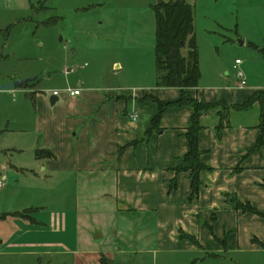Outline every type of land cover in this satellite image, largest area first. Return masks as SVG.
Returning <instances> with one entry per match:
<instances>
[{"label": "crops", "instance_id": "1", "mask_svg": "<svg viewBox=\"0 0 264 264\" xmlns=\"http://www.w3.org/2000/svg\"><path fill=\"white\" fill-rule=\"evenodd\" d=\"M26 8H33L29 0H0V14ZM5 25L0 19V26ZM84 70L79 67L72 79L75 85L69 87L78 94L63 93L60 101L54 96L52 106L38 95L36 81L15 83L16 91L23 93L19 99L22 108L27 99L32 103V163L26 168L12 166L9 174L16 179L18 175L29 177L25 180L35 192L22 197L20 208L8 211L1 206L0 231L4 232H0V253L16 247L36 250L38 255L53 247L61 250L47 239L43 242L44 233L53 228L55 233L58 229L66 233L73 225L92 235V240L101 239L107 222L113 247L130 241L137 250L146 245L147 253L264 250V218L233 207L235 202L246 203L264 215V131L244 117L250 97L260 90L238 87L237 82L229 85L226 79L212 88L202 87L197 80L195 87L183 89L186 99L235 107L218 136L214 118L203 119L205 127L197 134V147L199 163L205 169L197 175V193L188 200L189 173L176 174L173 169L187 151L183 134L191 110L187 106L165 109L154 130L151 120L156 104L139 101L150 95L161 103L174 102L179 90L156 87L155 82L151 88L132 91L121 87L92 90L85 85ZM137 71L132 76H139ZM71 72L65 70L64 74ZM23 83L27 86L20 85ZM19 118V124L26 126L24 117ZM8 129L6 120L4 131ZM258 138L261 142L256 146ZM4 171L0 165V188L7 178ZM172 180L175 187L169 190ZM21 222L25 230L17 241L30 238V243L12 246L4 226L14 223L20 227ZM180 236L192 238L197 245ZM91 257L96 264L100 258L106 260L103 264L114 261L112 250L105 248Z\"/></svg>", "mask_w": 264, "mask_h": 264}, {"label": "rangeland", "instance_id": "2", "mask_svg": "<svg viewBox=\"0 0 264 264\" xmlns=\"http://www.w3.org/2000/svg\"><path fill=\"white\" fill-rule=\"evenodd\" d=\"M29 1L33 8L9 9L0 14L6 22L0 26V165H4L3 173L7 174L0 188V208L5 205L8 211L20 208L22 197L33 191L32 183L25 180L29 177L18 175L16 179L9 174L12 166L26 168L32 163V103L27 99L22 108L19 99H23V93L16 91L15 83L32 79L41 98L47 101L56 91L60 101L63 91L72 90L69 87L75 85L72 79L79 67L85 69V85L92 90L107 87L114 91L121 87L132 91L137 87L151 88L155 82L153 7L158 0ZM185 1L192 8L197 84L212 88L226 79L234 85L235 74L240 72L244 88L264 91V0ZM185 53L186 48L182 50ZM235 59L240 64L233 69ZM114 64L119 65L118 69ZM70 69L73 72L64 74ZM137 69L139 76H132ZM246 110V120L264 126V101L262 109L253 103ZM19 115L27 127L19 124ZM6 120L9 129L4 131ZM109 224L104 236L96 240L76 225L66 233L61 229L55 233L53 228L54 231L44 233L47 237L42 241L47 239L61 250L53 247L38 255L36 250L16 247L0 253V264H96L91 256L101 252V248L112 250V264H264L261 248L167 254L147 253L146 245L137 250L130 241L117 242L113 247ZM23 225L21 222L20 227L14 223L4 226L12 246L30 243V238L17 241L25 230Z\"/></svg>", "mask_w": 264, "mask_h": 264}, {"label": "trees", "instance_id": "3", "mask_svg": "<svg viewBox=\"0 0 264 264\" xmlns=\"http://www.w3.org/2000/svg\"><path fill=\"white\" fill-rule=\"evenodd\" d=\"M154 13V45L153 55L156 71V87L176 88L179 90V98L174 102L161 103L156 98L147 95L142 96L139 101H150L156 104L157 111L151 120V128L156 129L162 112L172 106H187L191 110L190 123L183 134L187 143V151L181 157L179 164L173 169L179 172L189 173V195L191 200L198 189V173L205 169L199 163V151L197 147V134L205 127L203 119L214 118V132L218 136L223 124H228V113L235 107L226 106L224 103L207 104L202 100L186 99L183 94L184 88L196 86L199 72L195 41L193 37L192 8L185 0H158L153 7ZM186 48L185 55L182 50ZM264 91H256L249 99L248 104L256 103L262 109ZM221 108V109H219ZM262 115V114H261ZM260 131L264 126L260 125ZM261 139L258 138L257 145ZM37 157V153H35ZM175 181L169 183L168 189L173 190ZM233 207L243 213H249L264 218L248 204L235 202ZM182 236H180L181 238ZM182 238L193 244L197 243L190 237ZM100 258V264L102 263Z\"/></svg>", "mask_w": 264, "mask_h": 264}, {"label": "built area", "instance_id": "4", "mask_svg": "<svg viewBox=\"0 0 264 264\" xmlns=\"http://www.w3.org/2000/svg\"><path fill=\"white\" fill-rule=\"evenodd\" d=\"M240 64V61L238 60V59H235L234 61H233V65H232V68L233 69H235V68H237V66ZM235 78L237 79L236 80V82H237V86L238 87H242V86H244V80L242 79V76H241V73L240 72H236V74H235ZM63 93L65 94V95H67V96H76L77 94H78V90H65V91H63ZM51 94L53 95V96H58L59 95V93L58 92H56V91H52L51 92ZM135 118V116H132V119H134ZM0 186H1V183H0Z\"/></svg>", "mask_w": 264, "mask_h": 264}, {"label": "water", "instance_id": "5", "mask_svg": "<svg viewBox=\"0 0 264 264\" xmlns=\"http://www.w3.org/2000/svg\"><path fill=\"white\" fill-rule=\"evenodd\" d=\"M239 44H241V42H239ZM56 101V98L52 95L49 99H48V104L50 106H52L54 104V102Z\"/></svg>", "mask_w": 264, "mask_h": 264}]
</instances>
